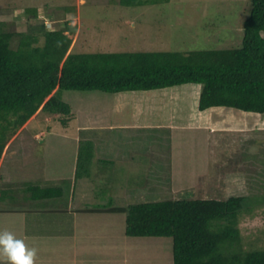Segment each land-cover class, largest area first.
Returning a JSON list of instances; mask_svg holds the SVG:
<instances>
[{
    "label": "rangeland",
    "instance_id": "374dc122",
    "mask_svg": "<svg viewBox=\"0 0 264 264\" xmlns=\"http://www.w3.org/2000/svg\"><path fill=\"white\" fill-rule=\"evenodd\" d=\"M27 7L38 8V19ZM249 9L250 0H0V18L19 30L42 21L51 30L63 20L76 25L74 52L239 47ZM199 88L61 90L67 122L39 111L3 150L0 186L14 192L0 200V232L43 233L34 264H172L171 237L129 236L125 213L108 208L249 194L259 196L247 205L264 201V114L199 110ZM78 140L92 141L95 154L90 177L75 180ZM27 183L60 187L62 195L30 199ZM238 227L243 249L263 247L264 202L240 215ZM0 264H9L3 254Z\"/></svg>",
    "mask_w": 264,
    "mask_h": 264
},
{
    "label": "trees",
    "instance_id": "16d2710c",
    "mask_svg": "<svg viewBox=\"0 0 264 264\" xmlns=\"http://www.w3.org/2000/svg\"><path fill=\"white\" fill-rule=\"evenodd\" d=\"M26 11L38 19L37 7ZM58 25L51 30L42 21L19 30L14 19L0 18V159L9 139L35 113L60 114L62 123L67 122L70 106L61 99L64 89L118 93L191 83L200 86L199 110L222 106L264 114V0H250L241 45L231 48L74 52L69 34L76 25L68 20ZM93 145L79 140L75 180L90 177ZM6 187L0 186V200L14 192ZM25 192L33 200L62 195L60 187L35 183H27ZM251 196L259 195L169 198L108 209L125 213L129 236L171 237L172 264H264V246H241L239 216L264 202L247 205Z\"/></svg>",
    "mask_w": 264,
    "mask_h": 264
},
{
    "label": "clouds",
    "instance_id": "9594fccd",
    "mask_svg": "<svg viewBox=\"0 0 264 264\" xmlns=\"http://www.w3.org/2000/svg\"><path fill=\"white\" fill-rule=\"evenodd\" d=\"M0 254L8 258L9 264H34L37 249L28 247L24 240L17 238L11 231H2Z\"/></svg>",
    "mask_w": 264,
    "mask_h": 264
},
{
    "label": "crops",
    "instance_id": "0c3cea01",
    "mask_svg": "<svg viewBox=\"0 0 264 264\" xmlns=\"http://www.w3.org/2000/svg\"><path fill=\"white\" fill-rule=\"evenodd\" d=\"M198 92H199V90H198ZM197 96H198V93H197ZM197 105H198V102L196 103ZM222 106H216V107H210V108H208V109H205V110H203V111H206V110H209V109H211V108H221ZM228 108H230V107H228ZM233 109H235V108H233ZM193 111V110H192ZM231 111H233V110H231ZM31 119H32V117L22 126V127H24L29 121H31ZM18 132L19 131H17L15 134H14V136L13 137H11V138H14V137H17L18 136ZM33 135L32 136H36V137H38V136H40V135H43L44 134V131L43 130H41V131H34V133H32ZM11 139H9V141H10ZM8 141V142H9ZM79 141V140H78ZM7 142V143H8ZM10 144V143H9ZM7 145V144H6ZM4 152V151H3ZM2 158H3V155L1 156V159L0 160H2ZM77 199V198H76ZM26 217V216H25ZM76 232L75 231H71L70 232V235H68V236H73L74 234H75ZM42 234L43 233H38V232H34L33 234H30L29 236L30 237H27V235H24L23 236V239H24V241L26 240H30V243L28 242V244L29 245H35V247L34 248H36V246L39 248L40 247V245L44 242V238H43V236H42ZM51 236V235H50ZM22 239V240H23ZM27 244V245H28ZM29 247H31V246H29ZM41 248V247H40ZM46 250H47V248H46ZM76 258H74L73 259V261L75 260ZM35 260H36V258H35ZM37 261V260H36ZM37 264H40L41 262H36Z\"/></svg>",
    "mask_w": 264,
    "mask_h": 264
}]
</instances>
